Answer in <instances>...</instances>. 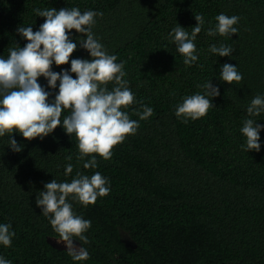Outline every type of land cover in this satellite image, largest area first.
<instances>
[{"label": "trees", "instance_id": "obj_1", "mask_svg": "<svg viewBox=\"0 0 264 264\" xmlns=\"http://www.w3.org/2000/svg\"><path fill=\"white\" fill-rule=\"evenodd\" d=\"M70 6L103 12L93 32L123 62L137 101L126 110L139 120L133 109L142 111V103L153 114L114 146L110 160L97 157L96 169L78 163L75 137L62 127L44 139L13 133L21 152L0 137V223L15 232L11 246L0 245V255L12 264H264V129L259 152L241 148L239 131L246 105L264 94V0H0V55L26 44L18 25L32 24L35 31L43 23L33 8ZM221 12L239 16L238 32L208 36L205 29ZM197 13L205 19L195 41L199 58L185 66L167 34L177 23L191 32ZM83 36L72 30L73 39ZM220 42L233 49L229 57L208 52ZM77 57L90 59L82 47L70 60ZM70 60L52 70L70 68ZM225 62L238 67L239 83L219 79ZM206 79L220 95L206 116L182 122L175 116L177 103L202 91L197 85ZM38 82L47 87L44 77ZM48 90L54 98L58 88ZM255 119L264 124V113ZM69 162L73 172L65 176ZM77 170L100 171L111 184L96 204L73 203L92 222L84 244L89 259L82 262L55 243L58 234L35 204L44 182L70 180Z\"/></svg>", "mask_w": 264, "mask_h": 264}, {"label": "clouds", "instance_id": "obj_2", "mask_svg": "<svg viewBox=\"0 0 264 264\" xmlns=\"http://www.w3.org/2000/svg\"><path fill=\"white\" fill-rule=\"evenodd\" d=\"M33 12L36 17L44 18L43 23L35 31L32 24L18 25L16 32L26 39V44L9 48L7 57L0 55V137H7L12 151L21 152L24 146L17 142L13 133L26 140L44 139L59 126L71 139L75 137L78 163H82L84 169H96L97 157L110 160L114 146L135 134L139 121L148 119L153 108L141 103L142 111L133 109L139 120L130 118L126 109L137 101L124 79L123 62H117V56L108 52L93 32L95 18L103 16L102 11H81L78 6H70L59 10L36 7ZM194 19L197 23L191 27V32L177 23L167 34L176 51L183 56L185 66L196 63L199 58L195 41L205 19L200 13L195 14ZM214 19L215 25L205 29L208 36L223 37L238 32L235 26L240 19L238 15L221 12ZM73 29L84 34L83 38L73 39ZM78 47L85 49L90 59L77 57L70 60ZM208 52L229 57L233 49L220 42L210 44ZM69 60L70 68H61L59 72L52 70L53 64L61 66ZM40 77L45 78L47 87L38 82ZM219 79L232 85L242 80V73L237 66L225 62L219 68ZM108 82H114L111 89L107 87ZM57 88L54 98H50L48 89ZM197 88L202 91L185 95L175 107V116L184 123L206 116L213 106V98L220 95L219 87L213 85L212 79L204 80ZM245 110L247 116L239 128L244 137L241 148L246 152H259L264 124L255 118L264 113V94L253 96ZM65 159L71 161L72 157ZM73 168V163H66L64 175L71 174ZM110 191L109 178L100 171L89 175L77 170L70 180L54 178L44 182L43 190L37 192L36 206L58 234L57 242L66 245V253L72 261L89 259L84 244L88 242L85 233L92 223L77 214L73 203L85 207L94 205L98 197H105ZM14 236L10 223H0V245L11 246ZM74 239L81 245L74 244ZM0 264H12V261L0 255Z\"/></svg>", "mask_w": 264, "mask_h": 264}, {"label": "rangeland", "instance_id": "obj_3", "mask_svg": "<svg viewBox=\"0 0 264 264\" xmlns=\"http://www.w3.org/2000/svg\"><path fill=\"white\" fill-rule=\"evenodd\" d=\"M57 245H60V247L62 248H66V245H64L62 242L58 243L57 241L55 242ZM77 242L74 241V244H76ZM78 244V243H77ZM76 244V245H77ZM80 246V244H78Z\"/></svg>", "mask_w": 264, "mask_h": 264}]
</instances>
